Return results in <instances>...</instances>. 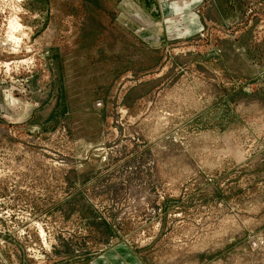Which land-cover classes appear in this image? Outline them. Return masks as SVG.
<instances>
[{
	"label": "rangeland",
	"instance_id": "374dc122",
	"mask_svg": "<svg viewBox=\"0 0 264 264\" xmlns=\"http://www.w3.org/2000/svg\"><path fill=\"white\" fill-rule=\"evenodd\" d=\"M125 1L0 0V264H264V0Z\"/></svg>",
	"mask_w": 264,
	"mask_h": 264
},
{
	"label": "crops",
	"instance_id": "0c3cea01",
	"mask_svg": "<svg viewBox=\"0 0 264 264\" xmlns=\"http://www.w3.org/2000/svg\"><path fill=\"white\" fill-rule=\"evenodd\" d=\"M160 2L161 13L163 15L164 23L166 24L165 26L168 34L176 36V33H193L201 25L200 19L194 17L193 14V9L196 8L198 0H160ZM126 3L127 1L124 0L125 5ZM127 6L132 11L136 20L140 21L142 24H146L147 22L151 23V27L147 31L149 32V34L151 33L150 37H154V35H159L155 32V29L158 24L156 23L157 21L154 20V14L152 15L148 13V11L144 10L143 7H138L140 10L139 12H141L139 13L137 12V9L135 8L134 4L132 6L131 3H128ZM183 11H186V13H184ZM140 14H143L144 18H142V15ZM188 15L190 19L187 17ZM100 258H95L94 261H92V264H124L126 262L128 264H137V259L135 258V255L133 253H129L127 249L121 248L107 251Z\"/></svg>",
	"mask_w": 264,
	"mask_h": 264
},
{
	"label": "water",
	"instance_id": "95a60500",
	"mask_svg": "<svg viewBox=\"0 0 264 264\" xmlns=\"http://www.w3.org/2000/svg\"><path fill=\"white\" fill-rule=\"evenodd\" d=\"M37 108V104H27L24 115L22 114L12 122L15 123H23L26 122V120H29L33 117L34 111Z\"/></svg>",
	"mask_w": 264,
	"mask_h": 264
},
{
	"label": "bare ground",
	"instance_id": "6f19581e",
	"mask_svg": "<svg viewBox=\"0 0 264 264\" xmlns=\"http://www.w3.org/2000/svg\"><path fill=\"white\" fill-rule=\"evenodd\" d=\"M141 19V18H140ZM142 20V19H141ZM143 34H145V36H147V35H151V33L149 34V32H147V31H145V33H143Z\"/></svg>",
	"mask_w": 264,
	"mask_h": 264
}]
</instances>
